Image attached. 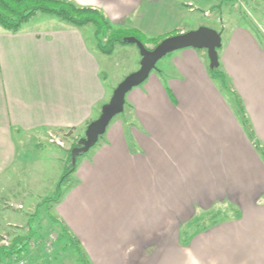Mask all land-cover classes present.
Masks as SVG:
<instances>
[{
	"label": "crops",
	"instance_id": "1",
	"mask_svg": "<svg viewBox=\"0 0 264 264\" xmlns=\"http://www.w3.org/2000/svg\"><path fill=\"white\" fill-rule=\"evenodd\" d=\"M69 1L149 38L196 30V13L208 17L202 8L219 5ZM87 27L42 14L17 33L0 26V191L19 185L18 142L82 137L109 102L104 55ZM221 34L231 92L211 76L204 50L176 51L127 95L124 116L78 162L52 211L89 264H264V157L256 146L264 151V43L246 27ZM219 207L233 210L229 219L196 231L197 216Z\"/></svg>",
	"mask_w": 264,
	"mask_h": 264
},
{
	"label": "rangeland",
	"instance_id": "2",
	"mask_svg": "<svg viewBox=\"0 0 264 264\" xmlns=\"http://www.w3.org/2000/svg\"><path fill=\"white\" fill-rule=\"evenodd\" d=\"M211 1H214L215 5H219L212 6V8L210 6L209 9L202 8L209 10L208 17H205L200 11L196 13L202 26L214 28L219 32L224 31V27L229 30L235 29L237 26L246 27L251 29L264 43V0ZM92 32H95L94 27L88 26L87 34ZM105 41L106 39L103 42ZM89 42L91 44L95 42L97 45L96 39L92 38V41ZM204 52L207 54V51ZM103 55V61L106 63L102 64V79L110 93L112 92V96L116 87L129 74L140 68L138 63H140L141 56L137 46L130 44L118 46L112 55ZM169 58L167 57L165 60L163 58L164 61L162 63L159 61L157 67L164 66ZM120 116H124V112L118 117ZM81 136L70 138L64 136L66 138H62L57 134H47L45 137L41 134L43 138L37 140L38 143L30 139L18 142L23 157L21 170L17 176L20 179L19 185L15 187L14 191H0V239L3 238V246L11 244L15 236L25 235L29 216L36 213L37 206L42 201L55 196L57 185L65 172L69 157L68 151L76 143V138H83L85 134ZM58 142L63 143V146L58 145ZM94 148L83 154L78 162L88 157ZM74 181L75 176L72 175L70 181L63 187L64 194L74 184ZM38 214V219L34 222L36 236L28 248V254L20 258H12L5 264H21L22 261H25V264L33 261H38L39 264H83L66 243L59 242L61 228L51 221L53 211H47L42 207ZM32 254L37 256L32 259Z\"/></svg>",
	"mask_w": 264,
	"mask_h": 264
},
{
	"label": "trees",
	"instance_id": "3",
	"mask_svg": "<svg viewBox=\"0 0 264 264\" xmlns=\"http://www.w3.org/2000/svg\"><path fill=\"white\" fill-rule=\"evenodd\" d=\"M40 14L57 17L74 27H94V36L97 42V47L100 52L105 55H112L118 46L129 45L125 42V39L128 37H135L145 46L151 44L153 47L158 46L163 40L171 37L163 36L149 38L133 29H115L108 17L101 10L91 7H80L69 0H0V26L9 32H19L25 24L29 23L35 16ZM175 35L177 34L172 36ZM104 39H106L105 42H103ZM209 72L214 79L221 82L222 88L225 91L231 92L221 67L218 69L209 68ZM235 97V103L241 121L248 134L253 137L242 102L237 96ZM83 138H76V143L68 151L69 157L66 162L65 172L57 185L55 196L42 201L37 206L36 213L29 216L26 234L23 236H15L11 244L4 246L2 245L3 238L0 239V264H5L6 262L11 261L12 258H20L28 254V248L30 247L34 236H36L34 222L38 219V211L42 207L46 208L47 211H52L62 200L64 195V192L62 191L63 187L70 181L72 175L76 172L78 160L82 156L77 157L76 164L74 165L72 161V151L79 147V142ZM256 146L264 157V151L259 148L258 144H256ZM231 213H233L231 208L225 209L219 207L214 209L210 214H199L195 225L196 231L206 230L211 226L219 224L223 220L229 219ZM234 215L238 218L239 212H234ZM51 221L61 228L59 242L66 243L74 254L79 257L80 262L83 264H89L81 250L79 241L70 234L69 230L60 222L55 214L52 215ZM188 241L189 237H186L185 242L188 243Z\"/></svg>",
	"mask_w": 264,
	"mask_h": 264
},
{
	"label": "water",
	"instance_id": "4",
	"mask_svg": "<svg viewBox=\"0 0 264 264\" xmlns=\"http://www.w3.org/2000/svg\"><path fill=\"white\" fill-rule=\"evenodd\" d=\"M125 42L137 46L141 56L140 68L129 74L116 87L109 102L103 105L99 117L88 125L84 138L79 142V147L72 151L74 165L78 156L88 153L98 144L111 122L124 112L127 95L148 80L151 73L157 70L158 62L163 58L184 49L205 50L207 51L210 69L220 67L219 50L223 46L222 34L206 26L168 37L152 49H149L135 37H128Z\"/></svg>",
	"mask_w": 264,
	"mask_h": 264
},
{
	"label": "built area",
	"instance_id": "5",
	"mask_svg": "<svg viewBox=\"0 0 264 264\" xmlns=\"http://www.w3.org/2000/svg\"><path fill=\"white\" fill-rule=\"evenodd\" d=\"M51 142H53V141H51ZM57 144L60 145V146H63V143L58 142ZM21 264H25V261L24 262L22 261Z\"/></svg>",
	"mask_w": 264,
	"mask_h": 264
}]
</instances>
